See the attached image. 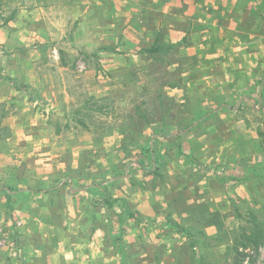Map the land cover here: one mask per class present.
<instances>
[{
  "label": "rangeland",
  "instance_id": "obj_1",
  "mask_svg": "<svg viewBox=\"0 0 264 264\" xmlns=\"http://www.w3.org/2000/svg\"><path fill=\"white\" fill-rule=\"evenodd\" d=\"M40 1L0 0V264H264V0Z\"/></svg>",
  "mask_w": 264,
  "mask_h": 264
},
{
  "label": "trees",
  "instance_id": "obj_2",
  "mask_svg": "<svg viewBox=\"0 0 264 264\" xmlns=\"http://www.w3.org/2000/svg\"><path fill=\"white\" fill-rule=\"evenodd\" d=\"M12 19L7 20V24L11 21ZM163 49L159 46V45H155L153 46L149 51V53L151 54H157L159 52H161ZM128 143V142H126ZM135 145H137V142H135ZM124 147L126 146V148L128 147H134L131 146V144L128 146V144H124ZM250 179V178H249ZM105 183V182H104ZM103 184H100L99 186L101 187ZM106 186V185H104ZM6 193V196L8 198V202L11 201L12 199V193L10 190L5 189L3 190ZM106 204L108 205L109 208H113L114 204L107 198L106 199ZM251 224L253 225V227L251 228L252 230H250V235L248 234V232L246 233V231L244 233L241 234L239 241H240V247L244 248V249H248V248H252L256 251H258L261 247L264 246V229L261 225H259L257 222H251Z\"/></svg>",
  "mask_w": 264,
  "mask_h": 264
},
{
  "label": "crops",
  "instance_id": "obj_3",
  "mask_svg": "<svg viewBox=\"0 0 264 264\" xmlns=\"http://www.w3.org/2000/svg\"><path fill=\"white\" fill-rule=\"evenodd\" d=\"M48 10V3L46 2V0H42V1H40V4H38V11H43V12H45V11H47ZM15 19L14 20H11L9 23H8V26L9 27H20V28H24V24L23 25H15ZM5 28H1L0 29V42L1 43H4V42H7L10 38H9V33L7 32V37L5 38L4 36L6 35V33H3L2 31L4 30ZM14 68H16V66H13ZM18 70V69H17ZM19 71V70H18ZM8 73H9V75L10 76H12V77H14V78H16L17 76L15 75V73L13 72V74H11V72H10V70L8 71ZM35 88H33V89H35L36 91H34L33 89H29V92H30V94L31 93H33L35 96H36V98H38L37 97V94H39V93H41V92H43V88H38V85H35V84H32ZM37 86V87H36ZM20 88L24 91V92H26V99L29 97L28 96V91H27V89H24V88H26V87H21L20 86ZM16 92H19L20 93V91H16ZM3 93V92H2ZM30 99L32 98L31 96L29 97ZM28 100V99H27ZM28 102H30L29 100H28ZM45 187H47L45 184L44 185H42V188L45 190V191H43V192H46V189H45ZM88 188H90V186H87L86 187V189H88ZM22 191H24L25 193H28L29 191L31 192L32 191V194H34V189H31V190H29V189H22ZM74 191V192H73ZM82 194V193H84V191H82V190H72V195H78V194ZM42 195L43 193H41V192H39L38 193V191H37V196H39V195ZM66 199H67V201L69 202V203H72L73 202V199H74V196H72V198H70V196L69 195H66ZM71 199H72V202H71ZM45 210V208H43V210L42 211H44Z\"/></svg>",
  "mask_w": 264,
  "mask_h": 264
}]
</instances>
